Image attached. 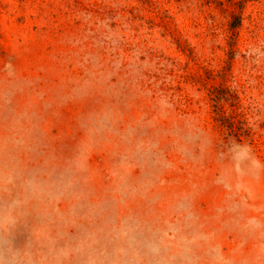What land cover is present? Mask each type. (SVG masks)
Returning <instances> with one entry per match:
<instances>
[{"label":"rangeland","instance_id":"1","mask_svg":"<svg viewBox=\"0 0 264 264\" xmlns=\"http://www.w3.org/2000/svg\"><path fill=\"white\" fill-rule=\"evenodd\" d=\"M0 264H264V0H0Z\"/></svg>","mask_w":264,"mask_h":264},{"label":"trees","instance_id":"2","mask_svg":"<svg viewBox=\"0 0 264 264\" xmlns=\"http://www.w3.org/2000/svg\"><path fill=\"white\" fill-rule=\"evenodd\" d=\"M222 121H224V123H227L229 122V118H224ZM243 125H244V122H243ZM242 129H244V126L242 127Z\"/></svg>","mask_w":264,"mask_h":264}]
</instances>
